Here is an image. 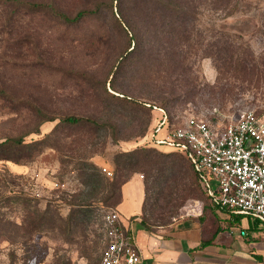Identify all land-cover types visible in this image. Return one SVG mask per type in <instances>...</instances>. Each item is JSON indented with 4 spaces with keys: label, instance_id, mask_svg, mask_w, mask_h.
Wrapping results in <instances>:
<instances>
[{
    "label": "rangeland",
    "instance_id": "rangeland-1",
    "mask_svg": "<svg viewBox=\"0 0 264 264\" xmlns=\"http://www.w3.org/2000/svg\"><path fill=\"white\" fill-rule=\"evenodd\" d=\"M80 11L93 14L59 20ZM118 14L143 46L114 92L106 80L131 50ZM248 110L264 113V0H0V143L25 144L0 150V264H99L112 211L147 232L192 218L212 204L206 188L183 158L144 148L160 121ZM68 116L99 126L59 123ZM139 150L166 170L122 171ZM137 189L131 219L118 207ZM75 212L91 222L70 226Z\"/></svg>",
    "mask_w": 264,
    "mask_h": 264
},
{
    "label": "built area",
    "instance_id": "built-area-1",
    "mask_svg": "<svg viewBox=\"0 0 264 264\" xmlns=\"http://www.w3.org/2000/svg\"><path fill=\"white\" fill-rule=\"evenodd\" d=\"M155 133L152 143L189 162L213 204L258 219L264 227V113L248 110L226 124L196 117L177 126L160 121ZM104 230L99 264H143L133 231L117 211L105 216Z\"/></svg>",
    "mask_w": 264,
    "mask_h": 264
},
{
    "label": "crops",
    "instance_id": "crops-1",
    "mask_svg": "<svg viewBox=\"0 0 264 264\" xmlns=\"http://www.w3.org/2000/svg\"><path fill=\"white\" fill-rule=\"evenodd\" d=\"M137 191L124 192L118 207L131 219L139 206ZM125 225L134 231L143 264H264L261 222L213 203L202 206L192 218L156 232L130 227L128 220Z\"/></svg>",
    "mask_w": 264,
    "mask_h": 264
},
{
    "label": "trees",
    "instance_id": "trees-1",
    "mask_svg": "<svg viewBox=\"0 0 264 264\" xmlns=\"http://www.w3.org/2000/svg\"><path fill=\"white\" fill-rule=\"evenodd\" d=\"M92 14L93 13L91 11H80L73 17H69L67 15L61 14L59 16V20L65 24L72 25V24L79 23L81 20L84 19V17L90 16ZM115 19H116V22H117V25L119 26V28L123 31V33H125V36H127V38H129L128 49L131 48V50L125 51L126 56L124 55V57L116 65L113 66L112 71H111L108 79L106 80V83L109 82L110 89L114 92H116L114 90V88H115L114 83L117 80L118 75L121 72H123L124 68H127L130 66L129 62H130L131 58L133 59L135 54H139V52L143 46V44L139 41V39L137 38V35L134 32L135 30H134L133 26H131L125 20V17L123 18V16H121V14H118L115 17ZM105 93L111 99H114L116 101H120L124 104H129L131 106L140 105L138 101L133 100V99H131L125 95H116L115 93H113V92L110 93L107 90H105ZM143 106H145V105L143 104ZM59 123L65 125V126H69V127L70 126L71 127H78V126L88 124V123H90L93 126H99L95 121H93L91 119H85V118L77 117V116L65 117V118L61 119ZM23 145H25V144L23 143V140H21V139H6L5 141L0 143V150H3V149L6 150L9 148L10 149H17V148L23 147ZM160 148L161 147L153 144L152 148H144V149H149V150L159 152ZM161 149H163V148H161ZM144 152L145 151H143V153H142V151L139 150V151L131 152L130 154H128L127 156H128V158H130V161L122 162V165H124L122 167V171L123 170L124 171H130L134 167H138L141 164L151 165V166H153L152 169L159 171V173H163L166 170L165 166L161 165V166L157 167V163L154 164V162H152L151 159L148 157V155L144 154ZM159 153L163 154L165 152H159ZM171 154H176L179 157L183 158L179 153H177L175 151H170V153H167V155H171ZM187 163L189 164V166L193 170L194 175L199 179V174L197 173V171L193 168V166L189 162H187ZM75 213H77V214L71 216L70 226L72 224L76 223L77 221H80V220H82L83 222H86V220L89 223L91 222L92 215L88 214L87 212H75Z\"/></svg>",
    "mask_w": 264,
    "mask_h": 264
}]
</instances>
